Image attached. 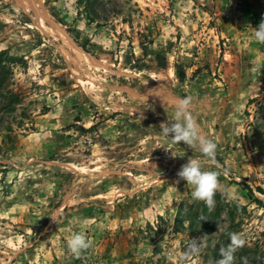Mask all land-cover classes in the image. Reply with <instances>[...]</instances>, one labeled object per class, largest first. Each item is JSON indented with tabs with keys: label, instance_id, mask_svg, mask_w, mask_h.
<instances>
[{
	"label": "rangeland",
	"instance_id": "rangeland-1",
	"mask_svg": "<svg viewBox=\"0 0 264 264\" xmlns=\"http://www.w3.org/2000/svg\"><path fill=\"white\" fill-rule=\"evenodd\" d=\"M91 2L93 21L78 0H0V50L15 60L2 92L21 97L9 111L0 92V264H217L231 233L245 240L234 264H264V43L252 35L264 0ZM141 41L147 59L166 50L151 81L125 67ZM169 97L189 98L217 143L211 208L178 182L205 158L163 134ZM77 232L91 241L79 256L66 243Z\"/></svg>",
	"mask_w": 264,
	"mask_h": 264
},
{
	"label": "clouds",
	"instance_id": "clouds-1",
	"mask_svg": "<svg viewBox=\"0 0 264 264\" xmlns=\"http://www.w3.org/2000/svg\"><path fill=\"white\" fill-rule=\"evenodd\" d=\"M256 41L264 43V19H262L255 31L252 33ZM165 103L171 105V118L167 122L162 123V132L165 136L172 138L174 143L183 142L189 148L200 153L205 159L189 158L187 163L181 166L178 171L179 180L186 181L192 189L191 196L194 201H202L209 208L214 206V196L219 190L218 174L213 170H205L204 163H215L217 143L206 136L196 121L191 115V101L186 97H169ZM166 150L170 149L167 144ZM160 147V146H159ZM54 219V218H53ZM229 243L226 247L220 249V259L217 264H234L235 252L245 243L244 238L237 233L229 235ZM67 249L76 256H79L82 251L88 249L91 241L85 234L77 232L67 240ZM200 244V241H196Z\"/></svg>",
	"mask_w": 264,
	"mask_h": 264
},
{
	"label": "trees",
	"instance_id": "trees-1",
	"mask_svg": "<svg viewBox=\"0 0 264 264\" xmlns=\"http://www.w3.org/2000/svg\"><path fill=\"white\" fill-rule=\"evenodd\" d=\"M85 3V4H84ZM78 6H82V10H80V13H83L84 11L88 16L90 21H93L91 18V5L93 6V3L91 0H78ZM52 15L62 24L63 20L57 16V14L52 13ZM66 25V24H65ZM67 32L71 35L73 40L86 52L92 55H96L98 53H103L101 50H99L97 47V44H94L89 38L82 37L81 32L77 30L76 28H73L71 26L66 28ZM142 46V52L143 56L138 57L135 55V52L131 50V53H128L125 56V64L126 68L130 69L132 72L137 73L139 75H142V79L145 81H151V73L154 71H160L161 69H165L168 67V60H167V54L166 50H156L153 52L152 57L147 59V55L149 54L148 46L145 41H141ZM109 55V54H107ZM110 59L113 60L112 55ZM14 57L10 56L8 51L6 49L0 50V92L3 91L7 80L9 76L13 73L11 64L14 62ZM116 63V62H115ZM188 65L185 62H175L173 65L174 72L176 74V77L179 79L180 82H185L188 78ZM121 79L124 81V84H127V76H120ZM131 79L135 80L136 82H140L141 79L138 77H131ZM131 86H135V84H131ZM2 95L7 100V105L9 106V111H13L15 109V105L20 103L21 97L17 92H14L12 90H6V92H2ZM81 130L83 132L90 131V128L81 127ZM217 160V158H215ZM222 161V160H220ZM244 188L247 189L248 194L250 197L259 202L263 203L262 199L257 197L255 195V191L250 183H242ZM257 190L261 193H264V187L257 186Z\"/></svg>",
	"mask_w": 264,
	"mask_h": 264
},
{
	"label": "bare ground",
	"instance_id": "bare-ground-1",
	"mask_svg": "<svg viewBox=\"0 0 264 264\" xmlns=\"http://www.w3.org/2000/svg\"><path fill=\"white\" fill-rule=\"evenodd\" d=\"M80 50H82L79 46H77Z\"/></svg>",
	"mask_w": 264,
	"mask_h": 264
}]
</instances>
